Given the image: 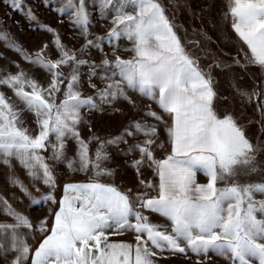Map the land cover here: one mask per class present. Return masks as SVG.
<instances>
[{
    "label": "snow or ice",
    "instance_id": "1",
    "mask_svg": "<svg viewBox=\"0 0 264 264\" xmlns=\"http://www.w3.org/2000/svg\"><path fill=\"white\" fill-rule=\"evenodd\" d=\"M2 3L50 40L28 52L0 32V41L33 73L15 62V73L0 68V169L27 200L26 210L53 207L32 220L10 202H21L20 196L0 193V217H7L0 219V264H157L165 252L191 253L196 264L213 255L229 264H264V163L258 159L264 141L253 143L234 109L216 104L254 105L264 133V0H225L223 18L246 46L233 64L255 67L261 77L251 89L240 86L243 77L232 76L233 65L219 58L202 68L160 0H38L61 23L68 21L72 39L83 40L78 49L40 23L26 0ZM94 7L101 26L111 24L103 35L92 32ZM216 69L225 73L231 98L217 92ZM133 96L149 103L115 134L100 135L85 117L115 116L123 112L120 103L137 109ZM85 126L87 137L81 134ZM114 152L132 157L126 167L136 173L135 192L111 182L118 175ZM145 170L153 179L145 178ZM62 175L84 179L61 184ZM198 175L206 182L199 183ZM151 215L165 224L152 223ZM129 233L134 244L109 240ZM37 237L33 248L28 240Z\"/></svg>",
    "mask_w": 264,
    "mask_h": 264
},
{
    "label": "rangeland",
    "instance_id": "2",
    "mask_svg": "<svg viewBox=\"0 0 264 264\" xmlns=\"http://www.w3.org/2000/svg\"><path fill=\"white\" fill-rule=\"evenodd\" d=\"M160 3L164 6L165 13L174 25L181 42L189 52L199 57V63L202 68L207 69V66L213 63L214 59L219 58L221 61L233 65L232 76L243 77V79L239 81L240 86L251 89L255 86V82L260 81L261 77L258 74L257 68L249 67L245 70L233 64V58L240 53V48L238 42L233 38L230 32L228 21L223 18V14L226 11L225 0H160ZM26 4L31 7V10L36 14L40 23L49 25L58 30L64 44L74 49L81 47L83 40L72 39L75 34L70 30L67 20L61 23L60 18L53 12L40 6L38 0H26ZM98 16L99 10L94 7L92 19L95 27L92 28V32L95 35H103L106 30L111 27V24L105 22L103 26H101L100 22L97 20ZM32 27L35 26L33 25ZM0 32L6 33L9 41L15 42L28 52L35 51L41 47L42 43L50 40V37L44 32L31 30L24 17L10 11L8 7L3 5L2 0H0ZM126 46L127 41H123L121 47ZM55 55V52H53L52 57L55 58ZM92 55L99 59V56L95 52H93ZM122 55L125 59L128 58L127 54ZM240 58L243 60L242 53L240 54ZM13 62L19 64L20 67L29 72L30 75L33 74L30 66L21 61L17 54L9 50L6 47V42L0 41V68H7L9 72L15 73L17 68L13 66ZM212 74L215 78V88L217 92L221 96L226 95L231 98L232 93L229 91L228 80L225 73L216 69ZM35 77L41 84L46 85L43 74L35 73ZM3 91L7 96L12 95L7 88L3 89ZM83 91L87 95L90 94L92 90L85 84ZM133 99L136 100L139 108L133 109L127 103H120L118 106L123 109V112L115 116L106 114L89 115L85 113V117L93 121V129L98 131L100 135L103 136L109 133L115 134L123 127L127 120H136L140 118L141 113L149 103L147 100L141 103L138 96H133ZM216 104L218 108L230 106L234 109L236 118L248 127V136L253 140V143H256L257 137H259L261 141H264V133L260 131V125L257 123L259 115L254 105L241 107L237 100H217ZM153 107L155 108V106ZM156 111L159 112V109H156ZM31 119V116L27 117V122L29 124H31ZM248 121H252V123L249 125ZM149 122L151 123V121ZM81 134L87 137L88 132L86 126L81 129ZM160 137L164 139L163 125H161ZM130 143H135V141H130ZM73 148L74 145L69 142V152H71ZM167 151H169V149L158 151L156 153L157 158L162 159L167 154ZM113 157L114 164L118 168V175L114 177L111 182L115 183L122 190L132 188L133 192H135L138 187L136 173L133 169L126 167L132 157H128L127 159L120 158L115 155V152L113 153ZM258 159L261 163H264V151H261ZM144 176L147 179H153L150 172L147 170H145ZM0 178L2 177L0 176ZM261 178V176L252 177L253 180H259ZM83 179V176L67 177L66 175H62L60 177V183L63 184L65 180L82 181ZM197 180L199 183L206 182L202 175H198ZM56 194L59 195L60 192L57 191ZM150 220L154 224H165L164 218L158 215H151ZM127 236L135 243L133 234L129 233ZM196 261L197 258L191 253H188L186 257L184 255L171 256L169 253L165 252L157 259V264H196ZM202 264H229V261L213 255L211 259L203 261Z\"/></svg>",
    "mask_w": 264,
    "mask_h": 264
},
{
    "label": "crops",
    "instance_id": "3",
    "mask_svg": "<svg viewBox=\"0 0 264 264\" xmlns=\"http://www.w3.org/2000/svg\"><path fill=\"white\" fill-rule=\"evenodd\" d=\"M228 26H229V29H230V32H231L233 38L238 42L239 48L241 49L242 47H245V50H246V46H243L242 45V42H240L238 40V37L232 31L231 25H230L229 22H228ZM175 31H176V29H175ZM17 172L21 176V178L24 179L25 183H28L27 179L24 177V173L20 169H17ZM4 175H5V170L0 169V176L2 177V178H0V183H2V184H0V193H2L4 196L9 197V198H10V194H12V193H15L17 196H20V193L17 192L15 188H10L7 185V183L5 182V179H4ZM3 180H4V183H3ZM204 183H205V181H204ZM42 191H46V189H42ZM56 196H57V199H59L60 194L59 195L56 194ZM20 201L21 202H17L15 199H11L10 198V202L14 205V207L18 211H24L25 214L28 215L32 220H36L37 218L44 217L47 214V210L49 208L53 207L51 204H48V205H45L40 210L33 209V210L28 211V210L25 209V205L27 204V200L23 196H20ZM0 219H4V220L7 221V217H0ZM8 222H11V221H8ZM109 240L110 241H113V242L124 241V242H128V243H133L132 242V239L129 238L127 235H122V236H115V235H113V236H110L109 237ZM38 242H39V237H37L36 239H30V240H28V243L33 248H35L37 246Z\"/></svg>",
    "mask_w": 264,
    "mask_h": 264
}]
</instances>
